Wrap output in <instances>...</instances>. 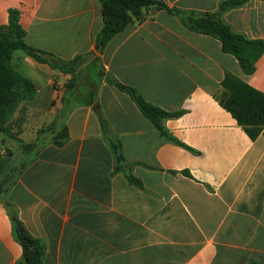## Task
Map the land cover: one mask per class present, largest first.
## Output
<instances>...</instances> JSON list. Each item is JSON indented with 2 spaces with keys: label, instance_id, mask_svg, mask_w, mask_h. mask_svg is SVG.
Returning <instances> with one entry per match:
<instances>
[{
  "label": "crops",
  "instance_id": "0c3cea01",
  "mask_svg": "<svg viewBox=\"0 0 264 264\" xmlns=\"http://www.w3.org/2000/svg\"><path fill=\"white\" fill-rule=\"evenodd\" d=\"M160 1L213 14L224 0ZM11 9L19 12L27 45L63 61L94 51L99 0H0V26ZM220 19L234 34L264 40L262 0H247ZM10 63L35 91L15 111L10 130L39 146L23 154L0 133V185L32 159L0 196V264H16L22 255L3 202L41 241L42 264H264V129L250 140L214 97L227 75L264 94V54L244 75L216 39L151 6L82 62L70 92L63 84L73 75L22 50ZM106 77L165 112L181 113L163 127L194 153L161 137ZM61 128L67 138L58 146L52 139ZM109 137L120 141L125 170Z\"/></svg>",
  "mask_w": 264,
  "mask_h": 264
},
{
  "label": "trees",
  "instance_id": "16d2710c",
  "mask_svg": "<svg viewBox=\"0 0 264 264\" xmlns=\"http://www.w3.org/2000/svg\"><path fill=\"white\" fill-rule=\"evenodd\" d=\"M247 0H224L218 5V12L213 14H197L194 12L180 11L168 8L160 0H99L101 4L102 27L95 39L94 51L89 55H78L70 61H63L54 55L35 49L25 42V31L19 25V12L11 9L8 12V23L0 26V133L6 134L16 141L23 154H30L37 143L25 144L17 137V134L10 130V122L15 111L24 100H33L35 91L33 84L11 66V56L16 50L24 51L37 63L46 64L51 69L58 70L61 75L71 74V81L64 83L67 91H71L76 81L75 72L82 62L89 56L101 54L106 44L128 24L140 22L143 19V11L148 7H155L176 17L179 22L189 31L206 35L216 39L225 54L233 56L244 75H251L258 58L264 54V40H248L240 35L234 34L230 28L220 19V15L230 9L243 5ZM264 1V0H262ZM99 75H103V70H99ZM109 84L115 86L121 92L126 93L141 114L147 118L156 128L159 135L164 139L175 142L185 149L192 151L171 137L163 127V121L177 118L181 113H168L149 103H147L135 89L122 85L111 77H106ZM217 103L227 111L241 127L247 137L255 141L264 129V94L253 89L240 78L227 75L221 83L220 91L214 96ZM64 101V99H63ZM95 112L105 128V121L98 108ZM52 124L47 128L38 131L39 136L52 130ZM67 138L64 128H61L52 142L62 145ZM109 143L120 169L126 167L125 158L121 150L118 139L109 137ZM32 159L25 160L20 167L12 169L3 179L0 185V196L7 192V185L14 182L15 177L21 169ZM130 182L136 180L127 175ZM9 216L12 235L14 240L20 245L22 255L16 264H42L44 248L41 241L33 237L18 219L12 205L3 202ZM247 264H259L250 259Z\"/></svg>",
  "mask_w": 264,
  "mask_h": 264
}]
</instances>
